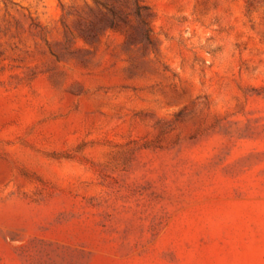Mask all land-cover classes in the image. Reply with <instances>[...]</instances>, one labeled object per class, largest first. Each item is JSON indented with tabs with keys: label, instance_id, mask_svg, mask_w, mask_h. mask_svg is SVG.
Masks as SVG:
<instances>
[{
	"label": "rangeland",
	"instance_id": "rangeland-1",
	"mask_svg": "<svg viewBox=\"0 0 264 264\" xmlns=\"http://www.w3.org/2000/svg\"><path fill=\"white\" fill-rule=\"evenodd\" d=\"M0 264H264V0H0Z\"/></svg>",
	"mask_w": 264,
	"mask_h": 264
}]
</instances>
